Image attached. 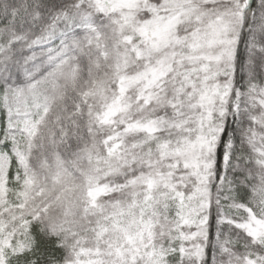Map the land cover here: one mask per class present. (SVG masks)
Here are the masks:
<instances>
[{
  "label": "snow or ice",
  "instance_id": "obj_1",
  "mask_svg": "<svg viewBox=\"0 0 264 264\" xmlns=\"http://www.w3.org/2000/svg\"><path fill=\"white\" fill-rule=\"evenodd\" d=\"M0 264H264V0H0Z\"/></svg>",
  "mask_w": 264,
  "mask_h": 264
}]
</instances>
